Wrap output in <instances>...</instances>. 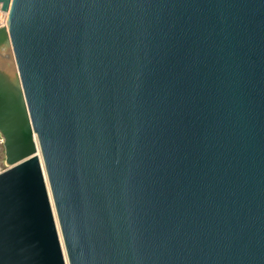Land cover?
<instances>
[{
	"label": "water",
	"instance_id": "obj_1",
	"mask_svg": "<svg viewBox=\"0 0 264 264\" xmlns=\"http://www.w3.org/2000/svg\"><path fill=\"white\" fill-rule=\"evenodd\" d=\"M0 11V264H264V0Z\"/></svg>",
	"mask_w": 264,
	"mask_h": 264
},
{
	"label": "rangeland",
	"instance_id": "obj_2",
	"mask_svg": "<svg viewBox=\"0 0 264 264\" xmlns=\"http://www.w3.org/2000/svg\"><path fill=\"white\" fill-rule=\"evenodd\" d=\"M3 12V11H1ZM1 18H0V25H3V22L6 20V16H4V14H0ZM6 22V21H5ZM4 150H3V145H2V139L0 138V171L4 170L6 168V164L4 161Z\"/></svg>",
	"mask_w": 264,
	"mask_h": 264
},
{
	"label": "bare ground",
	"instance_id": "obj_3",
	"mask_svg": "<svg viewBox=\"0 0 264 264\" xmlns=\"http://www.w3.org/2000/svg\"><path fill=\"white\" fill-rule=\"evenodd\" d=\"M0 14H4V16H6V18H7V12H1V11H0ZM0 16H1V15H0ZM1 17H2V16H1ZM1 17H0V18H1ZM1 19H2V18H1ZM5 21H6V20H5ZM5 21L3 22V25H5V23H6ZM38 155H39V158H40V152H39V151H38ZM51 204H52V200H51ZM55 222H56V216H55ZM57 228H58V224H57ZM59 237H60V232H59ZM63 250H64V249H63Z\"/></svg>",
	"mask_w": 264,
	"mask_h": 264
}]
</instances>
